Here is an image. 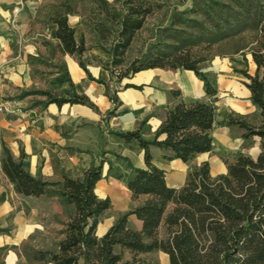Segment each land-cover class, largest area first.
Returning <instances> with one entry per match:
<instances>
[{
  "label": "trees",
  "instance_id": "obj_1",
  "mask_svg": "<svg viewBox=\"0 0 264 264\" xmlns=\"http://www.w3.org/2000/svg\"><path fill=\"white\" fill-rule=\"evenodd\" d=\"M83 1L63 0L51 17L57 24L62 52L77 56L86 70L82 59L87 49L85 40L76 42L67 18L68 14L78 15L94 33L92 46L106 54L105 59H99L100 65L118 82L152 68L188 69L203 82L205 93L215 98L217 89L199 64L214 57L210 54L214 46L251 32V40L234 53L246 59L244 50L248 49L256 64L253 75L241 72L261 123L255 126L244 117L229 115L226 124L243 129L246 139L260 137L261 151L256 158L239 153L234 160H225L227 172L217 176L210 174L209 163L204 162L188 172L182 187L173 188L167 185L164 171L152 162L149 146L171 151L164 154L166 159L179 158L186 163L211 151L215 99L177 102L167 110L151 140L142 136L141 126L117 132L145 150L146 167L133 168L127 179L132 197L145 199L119 215L98 236V224L110 207V200L99 198L94 191L102 178L104 159L79 177L64 174L58 181H47L24 170L23 152L14 159L4 148L1 169L16 192L57 195L73 207L61 230L58 249L36 250L33 258L41 264H150L146 256L161 251L168 255L169 264H264V0H190L191 5L182 10H170L165 0H87L89 7ZM185 2L182 0L181 5ZM156 15L160 18L148 27ZM144 30L150 32L148 38L129 57L134 41ZM105 86L114 104L108 117L115 113L118 97L108 83ZM40 93L47 96L46 102L81 103L97 110L85 95ZM130 214L141 220L140 230L129 226Z\"/></svg>",
  "mask_w": 264,
  "mask_h": 264
},
{
  "label": "crops",
  "instance_id": "obj_2",
  "mask_svg": "<svg viewBox=\"0 0 264 264\" xmlns=\"http://www.w3.org/2000/svg\"><path fill=\"white\" fill-rule=\"evenodd\" d=\"M22 1L21 9L15 12L20 0H0V68L4 71L0 97L8 107L0 113V264H26L21 256L24 245L57 249L58 243L52 248L40 240L62 229L67 207L57 195L26 196L16 192L1 169L4 148L14 159L23 152L24 170L47 181H58L64 174L79 177L104 159L102 178L94 191L99 198H108L110 207L98 224V236L119 215L145 199L133 198L127 186L132 169L146 167L145 150L136 141H125L117 132L141 126L142 136L151 140L167 110L177 102L215 99L211 151L186 163L179 158L166 159L164 154L170 155L171 151L149 146L152 162L164 171L167 185L173 188L182 187L188 172L204 162L209 163L210 174L217 176L227 172L225 160H234L239 153L256 158L261 151L260 137L246 139L243 129L226 124L229 115L247 119L259 111L241 72L255 73L251 54L245 55L248 65L240 54L212 60L204 72L217 89L215 98L205 93L203 82L188 69L152 68L118 82L99 63V59L106 58L103 50L88 46L91 33L80 16L68 14L67 18L76 42L85 40L87 49L82 59L86 70L77 56L62 52L57 24L51 19L56 1ZM107 83L118 97L115 113L108 117L114 104L106 95ZM40 91L62 97L85 95L97 110L81 103L46 102L47 96ZM128 224L136 230L142 227L134 214L128 216Z\"/></svg>",
  "mask_w": 264,
  "mask_h": 264
},
{
  "label": "rangeland",
  "instance_id": "obj_3",
  "mask_svg": "<svg viewBox=\"0 0 264 264\" xmlns=\"http://www.w3.org/2000/svg\"><path fill=\"white\" fill-rule=\"evenodd\" d=\"M56 4H53L54 9L58 8V5L63 1V0H55ZM75 1V0H74ZM167 5L170 7V10L173 8L178 7L179 10L184 9L185 7H189L191 5V1L190 0H186L185 4L181 5V1L182 0H165ZM83 5H86L87 7H89L91 4L89 3V1L84 0L82 2ZM82 4H79V9L82 8ZM190 16V15H188ZM191 17H196V16H191ZM160 18V15H156L154 19L149 20L148 22V27L151 26L152 23H155L158 19ZM87 26V25H86ZM87 28H89V30L91 29L89 26H87ZM90 35H89V42H88V46H92L93 42H94V33H92V31L90 30ZM150 32L148 30H144L138 37L137 39L134 41L133 46L131 51L129 52V57L134 55L137 50L142 48V44L143 41L146 40L149 36ZM252 33L248 32L245 35H243V38H237L233 41L230 42H226L217 46H214V48L211 50V55H213L214 57L206 62H202L199 64V68L203 71H205V69L211 64L212 60L216 59V58H229L234 54H240L241 53H234L239 47H241L245 42L250 41L252 38ZM244 54H250L249 50L246 49L244 50ZM243 56V55H242ZM246 58V57H245ZM244 59V57H243ZM86 60V58H85ZM244 62L248 65V61L246 59H244ZM209 77V76H208ZM210 78V77H209ZM211 80V78H210ZM248 122H250L252 125L255 126H259L261 123V116L259 111L255 112L253 115H251L250 118L246 119ZM261 139V138H260ZM261 142V140H260ZM250 144H253V142H250ZM66 204V203H65ZM67 207L64 210V214H63V222L62 225H64V223L68 220L69 216L72 214L73 209L70 208V206H68L69 204H66ZM51 228H53V226H51ZM63 228V226H62ZM61 230H56L49 232L48 234L45 235V237H43L40 241H44L45 244L47 246H54L57 243L59 244V236H61L62 238V234H61ZM53 248V247H52ZM58 249V247H57ZM57 249H51V248H33L32 246H28V245H24L21 248V256L24 259V262L26 264H41L40 261L35 260L33 258V255L35 253L36 250H52V251H56ZM149 263L150 264H169V260L167 255H165L163 252L160 251H156V252H152L149 255L146 256Z\"/></svg>",
  "mask_w": 264,
  "mask_h": 264
},
{
  "label": "built area",
  "instance_id": "obj_4",
  "mask_svg": "<svg viewBox=\"0 0 264 264\" xmlns=\"http://www.w3.org/2000/svg\"><path fill=\"white\" fill-rule=\"evenodd\" d=\"M23 5V1L20 0L19 6L14 9L15 12H18ZM4 79V71L2 68H0V84L2 83ZM8 111L7 103L0 97V113H4Z\"/></svg>",
  "mask_w": 264,
  "mask_h": 264
}]
</instances>
